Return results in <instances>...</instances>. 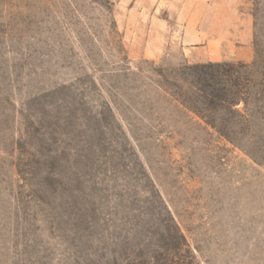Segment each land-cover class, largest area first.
I'll return each mask as SVG.
<instances>
[{"label": "rangeland", "instance_id": "1", "mask_svg": "<svg viewBox=\"0 0 264 264\" xmlns=\"http://www.w3.org/2000/svg\"><path fill=\"white\" fill-rule=\"evenodd\" d=\"M196 6L0 0V264H264V0Z\"/></svg>", "mask_w": 264, "mask_h": 264}, {"label": "crops", "instance_id": "2", "mask_svg": "<svg viewBox=\"0 0 264 264\" xmlns=\"http://www.w3.org/2000/svg\"><path fill=\"white\" fill-rule=\"evenodd\" d=\"M198 6L194 12L198 13L194 18V28L190 36L200 38L201 42L206 43L209 53L216 52L222 36L226 30H230L235 21L234 13L238 12L237 5L240 0H193ZM204 6V7H203ZM211 22V24H209ZM223 33V35H222ZM188 37L189 32L183 37Z\"/></svg>", "mask_w": 264, "mask_h": 264}]
</instances>
